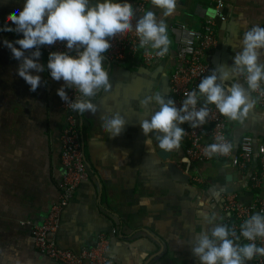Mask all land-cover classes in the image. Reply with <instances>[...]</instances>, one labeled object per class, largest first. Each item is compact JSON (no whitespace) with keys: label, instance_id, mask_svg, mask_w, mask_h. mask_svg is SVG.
Here are the masks:
<instances>
[{"label":"crops","instance_id":"obj_1","mask_svg":"<svg viewBox=\"0 0 264 264\" xmlns=\"http://www.w3.org/2000/svg\"><path fill=\"white\" fill-rule=\"evenodd\" d=\"M126 2L134 8L137 0ZM219 4L224 8L219 9ZM23 5L24 0H0V26L10 13L23 10ZM148 10L167 25V58L150 65L140 59L104 61L111 90H100L92 98L98 108L95 115L78 113L88 179L62 210L53 238L58 248L78 254L104 237L109 240L111 264H199L191 247L196 235L214 227L204 216L215 214L216 224L232 230V223L225 220V196L236 194L249 202L253 191L227 162H191L184 137L179 149L169 152L167 162L159 158L154 138L149 154L140 127V121L148 117L140 101L157 93L170 97L178 49L171 33L173 26L201 31L211 21L217 39L209 53L212 71L222 65L231 68L244 33L254 26L262 27L264 0H177L169 17H163L162 10L152 4ZM8 25L14 27L11 22ZM21 38L22 34L0 31V264H60L34 248L31 226L45 220L59 197L65 113L56 93L64 82L52 80L46 69L48 56L41 46L37 62L45 65V72L32 73L40 75L42 82L36 91L29 90L17 75L19 61L3 44L4 40ZM31 51L26 50L25 56ZM260 61L264 62V50L260 51ZM243 78L225 82L226 86L240 83L252 104L241 120L228 122V136L236 149L243 137L264 146V107L257 104ZM71 90L66 88V94ZM200 103H205L202 96ZM115 113L126 124L118 137L111 138L103 130L101 117L110 118ZM168 164L190 178L189 183L174 181Z\"/></svg>","mask_w":264,"mask_h":264},{"label":"clouds","instance_id":"obj_2","mask_svg":"<svg viewBox=\"0 0 264 264\" xmlns=\"http://www.w3.org/2000/svg\"><path fill=\"white\" fill-rule=\"evenodd\" d=\"M151 4L162 10L163 17H169L176 10L177 0H151ZM135 17L133 6L126 0H96L94 4L91 0H24L23 10L10 13L0 31L22 34L23 38L14 42L4 40L3 44L12 58L19 61L17 75L33 92L42 81L40 75L32 73L45 72V65L37 62L41 56L40 47L65 42L67 52L50 53L46 65L52 80L64 82L56 94L71 110L81 115L85 112L95 115L98 108L92 98L100 90H111L104 66V54L111 48V39L118 34L123 36L134 32L140 48L155 50L157 57L168 53L170 40L164 20H158L152 10L139 16L133 24ZM26 50L33 51L25 56ZM261 50H264V28L254 26L244 33L241 50L233 57V66H219L203 77L197 90L184 94L186 98L179 108L174 100L165 99L159 93L142 99L140 107L148 118L140 121V127L149 154L153 138L165 153L178 150L185 135L181 125L188 123L192 128L201 127L209 116L208 105H214L220 115L229 120H241L252 107L246 89L240 83L226 86L225 82L244 76L248 91H259L264 95ZM66 88L73 89L79 96L70 100ZM198 96L205 100L200 108H197ZM101 119L104 121L103 130L111 138L118 137L126 124L119 113ZM231 149L230 143L218 142L206 147L204 154L207 157L228 155ZM204 218L214 227L210 232L196 235L191 247L199 264H245L257 255L264 256V247L255 243L258 238H264V215H251L240 226L239 235L226 225L216 224L215 214ZM241 237L247 243H237Z\"/></svg>","mask_w":264,"mask_h":264},{"label":"built area","instance_id":"obj_3","mask_svg":"<svg viewBox=\"0 0 264 264\" xmlns=\"http://www.w3.org/2000/svg\"><path fill=\"white\" fill-rule=\"evenodd\" d=\"M150 4L151 0H137L133 8L136 13L133 24L139 16L148 11ZM218 7L223 9L224 5L219 4ZM262 28H264V21ZM171 33L175 37L178 49L175 69L170 81L169 99L174 100L179 108L186 98L184 94L197 90L200 80L211 73L209 53L216 47L217 39L214 24L211 21L207 22L201 31L192 30L185 25H177L171 28ZM109 42L111 48L104 54V61L108 64L140 59L143 63L150 65L157 61H165L167 58V54L157 57L155 52L149 48H140L138 37L134 32L123 36L118 34ZM41 51L49 56L52 52H67V49L65 42H56L51 46H42ZM71 54L75 55V53ZM243 83L247 88L245 77ZM261 87L263 88L262 84ZM250 93L255 97L257 104L264 107V95H261L259 91ZM67 95L70 100H74L76 96H79V93L72 89ZM202 106L204 104L200 103V96H198L197 108ZM59 107L65 113V128L61 136L60 154L64 173L59 185L57 203L50 208L41 224L31 226L33 245L38 252L60 264H111L107 254L109 240L104 237H101L93 248L78 254L58 248L53 238L58 229L62 210L68 205L79 185L88 179L78 113L71 110L64 101H61ZM207 107L209 116L201 127L192 128L188 123L182 125L185 131L184 139L188 144L187 158L194 163H208L212 160L227 162L240 173L242 183L252 189L254 197L249 202H244L236 194L225 196L223 204L225 220L232 223V230H235L239 235L240 226L246 219L256 213L264 215V146L255 145L250 137H243L236 149L228 136L229 119L220 115L214 105ZM218 142L230 143L232 146L230 153L207 157L204 154V149L210 144ZM239 241L247 243L242 237ZM255 243L258 247H264V238H258ZM250 264H264V256H255Z\"/></svg>","mask_w":264,"mask_h":264},{"label":"water","instance_id":"obj_4","mask_svg":"<svg viewBox=\"0 0 264 264\" xmlns=\"http://www.w3.org/2000/svg\"><path fill=\"white\" fill-rule=\"evenodd\" d=\"M158 150H159L158 156L163 162H167L170 160L171 154L169 152L165 153L162 150H160L159 148H158ZM167 168L169 170L171 178L174 181L181 182V183H189L190 178L183 176V173L181 174L174 165L168 164ZM232 192H233L232 190H228L227 193H232Z\"/></svg>","mask_w":264,"mask_h":264}]
</instances>
